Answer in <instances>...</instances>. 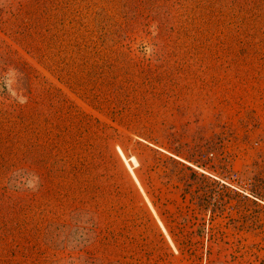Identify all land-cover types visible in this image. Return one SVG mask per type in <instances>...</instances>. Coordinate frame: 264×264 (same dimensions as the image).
Returning a JSON list of instances; mask_svg holds the SVG:
<instances>
[{"label":"rangeland","instance_id":"374dc122","mask_svg":"<svg viewBox=\"0 0 264 264\" xmlns=\"http://www.w3.org/2000/svg\"><path fill=\"white\" fill-rule=\"evenodd\" d=\"M0 264H264V0H0Z\"/></svg>","mask_w":264,"mask_h":264},{"label":"bare ground","instance_id":"6f19581e","mask_svg":"<svg viewBox=\"0 0 264 264\" xmlns=\"http://www.w3.org/2000/svg\"><path fill=\"white\" fill-rule=\"evenodd\" d=\"M121 155H122V157H123V160H124V162H125V164L128 166V168H129V170H131V167L128 165L129 164V162L127 161V159L123 156V154L121 153ZM130 161L132 162V164L134 165V166H136L137 165V163H136V161H135V159L134 158H131L130 159Z\"/></svg>","mask_w":264,"mask_h":264}]
</instances>
